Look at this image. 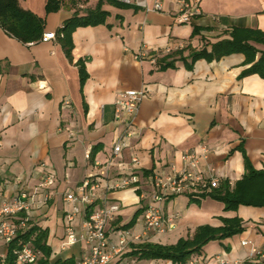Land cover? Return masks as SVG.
<instances>
[{
    "label": "crops",
    "instance_id": "0c3cea01",
    "mask_svg": "<svg viewBox=\"0 0 264 264\" xmlns=\"http://www.w3.org/2000/svg\"><path fill=\"white\" fill-rule=\"evenodd\" d=\"M69 1L52 13L46 11L48 0L20 3L46 19L45 33H56L66 19L76 12L85 15L99 0ZM197 1L202 13L183 25L175 21V0H166L167 11L162 12L105 4L103 9L110 13L106 24L75 29L73 62L57 36L24 44L0 27V199L11 200L22 191L29 194L33 202L29 225L48 230L50 263L71 258L79 262L81 246L61 249L65 214L71 208L65 195L101 167L108 166L110 176L146 178L168 173L172 167L180 170L183 154L206 145L211 151L201 160L205 175L214 169L222 180L234 184L245 173L244 152L255 169L264 170V79L259 74L242 75L249 67L244 54L212 62L199 59L191 68L190 58L177 60L175 67L165 70L135 56L144 45L161 56L167 47L171 52L187 46L201 49L227 37L234 28L264 32V0ZM195 26L200 28L198 34H194ZM256 47L264 51L263 44ZM80 59L89 73L84 94L76 65ZM127 90L147 94L134 118L137 136L114 156L115 142L125 131L115 117V99ZM64 100L70 101V107L63 106ZM69 130L75 131V137L69 136ZM95 147L97 152L91 156ZM133 156L139 157V165L132 162ZM43 164L56 176L52 187L41 186ZM140 194L130 188L109 190L107 198L122 204L113 229H125L141 210L128 229L136 235L143 232V214L152 195L143 198ZM162 207L166 215H177L176 225L166 234L152 232L150 242L175 244L201 225L220 227L222 217H239L243 232L210 241L191 257L193 264H219L216 256H224L230 264H264V257L252 252V246L264 252V206L241 205L226 211L222 202L210 197L198 202L181 194L165 199ZM128 210L131 216L125 214ZM245 240L251 244L243 245ZM138 262L173 264L162 259Z\"/></svg>",
    "mask_w": 264,
    "mask_h": 264
},
{
    "label": "built area",
    "instance_id": "2783aa9c",
    "mask_svg": "<svg viewBox=\"0 0 264 264\" xmlns=\"http://www.w3.org/2000/svg\"><path fill=\"white\" fill-rule=\"evenodd\" d=\"M121 3L141 8L145 11H167L166 0H117ZM177 4L175 21L179 25L190 24L194 17L202 12L197 0H175ZM54 32L44 33L42 40H54ZM164 51L169 53L172 48ZM158 51H152L144 45L135 55L139 60H148L156 64ZM147 92L145 90H127L117 94L115 99V117L121 122L125 131L115 142L114 156H119L125 147L130 146L131 139L137 136L134 118L140 103ZM71 103L64 100L63 106L68 108ZM75 131L69 130V136L75 137ZM2 144L0 136V145ZM211 151L206 145H201L198 151L183 154V167L176 170L172 167L168 173H155L142 178L138 174L110 176L109 167H101L98 173L88 176L78 185L75 191L66 192L65 199L71 203L66 212V228L62 238L61 249L74 245L81 246V258L77 264H139L137 258L131 256L132 244L150 242L152 232L166 234L176 225L177 215H166L162 202L177 195H192L201 190L217 187L223 181L214 169L208 175L201 171V160L207 159ZM135 165L140 164L138 156L132 157ZM41 186L52 187L56 183L55 174L45 165ZM144 185L149 187L147 190ZM133 189L140 192L139 197L146 198L151 192L152 201L148 203L143 214L144 229L141 234H134L129 229H113L112 222L122 212V204L107 198L109 190ZM151 189V190H150ZM50 193L43 198L46 203ZM99 202V204H98ZM33 202L29 194L22 191L11 200L0 199V264H39L44 258L41 249L35 247L32 241H18L12 246L20 233L28 230ZM113 235V236H112ZM250 245V241H243ZM253 254L264 257V252L252 246ZM219 264H230L224 256H216ZM189 259L186 264H193ZM236 263V262H234Z\"/></svg>",
    "mask_w": 264,
    "mask_h": 264
},
{
    "label": "trees",
    "instance_id": "16d2710c",
    "mask_svg": "<svg viewBox=\"0 0 264 264\" xmlns=\"http://www.w3.org/2000/svg\"><path fill=\"white\" fill-rule=\"evenodd\" d=\"M64 0H48L46 4L47 13L57 12L63 6ZM77 2L80 0H71ZM109 4L115 7L129 6L117 0H99L94 9L87 11L85 15L77 12L72 17L66 19L57 29L56 36L61 42L68 59L73 62L72 51L74 48L72 35L78 27L96 26L106 24L110 13L103 9V5ZM0 27L9 36L19 40L24 44H31L40 41L45 33L46 19L38 16L33 11L25 9L20 0H0ZM200 28L195 26L194 34H198ZM256 44L264 45V32L253 28H234L227 37L205 44L201 49L187 46L175 52H169L161 56V52L155 54L156 64L159 69L165 70L176 66L177 60L187 61L191 59L189 68L199 59H206L209 62L221 60L222 58L234 54L245 55V64L249 67L242 72V75L259 74L264 79V51H260ZM189 51L188 56H184L185 51ZM261 53L260 57L257 55ZM79 68L81 93L88 79L89 73L86 62L80 59L76 62ZM97 147L91 151V156L95 155ZM245 173L240 180L231 184L229 180H223L217 187H209L200 192L190 194L193 201L210 197L224 204L226 211L237 210L241 205L263 207L264 206V170L255 169L248 156L244 152ZM142 213L138 210L133 219L125 229L132 227L136 223L137 217ZM223 225L213 227L211 225H201L197 227L192 236L181 238L175 244H160L154 242H144L132 244L131 256L138 260H170L173 264H186L195 254L201 253L203 247L213 240H223L242 233L244 230L243 220L239 217L221 218ZM23 233H20L12 246H15L20 239L23 242L32 241L33 245L41 249L44 258L39 264H52L49 261L51 248L47 245L48 230L37 225H30ZM74 258L57 262L61 264H75ZM56 264V263H53Z\"/></svg>",
    "mask_w": 264,
    "mask_h": 264
},
{
    "label": "rangeland",
    "instance_id": "374dc122",
    "mask_svg": "<svg viewBox=\"0 0 264 264\" xmlns=\"http://www.w3.org/2000/svg\"><path fill=\"white\" fill-rule=\"evenodd\" d=\"M70 2L69 0H64L63 2ZM127 216H131L132 215V210H128L126 213H125ZM141 217V216H140Z\"/></svg>",
    "mask_w": 264,
    "mask_h": 264
}]
</instances>
